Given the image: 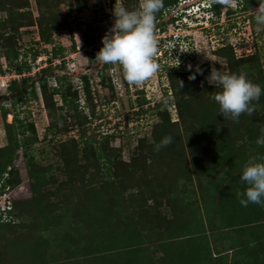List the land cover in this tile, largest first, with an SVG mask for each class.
<instances>
[{
    "label": "rangeland",
    "instance_id": "obj_1",
    "mask_svg": "<svg viewBox=\"0 0 264 264\" xmlns=\"http://www.w3.org/2000/svg\"><path fill=\"white\" fill-rule=\"evenodd\" d=\"M28 2L34 22L18 29L15 45L28 57L38 48L41 60L30 61L24 75L53 63L42 73L48 91L70 82L80 111L74 115L53 94L52 122L38 82L36 97L27 89L26 100L15 102L7 87L20 76L0 75V94L8 95L0 101V168L7 165L3 175L13 171L0 205H14L10 221L0 224V264H264V214L241 205L238 195L246 187L243 166L264 154L256 144L264 134V94L252 102L251 116L234 122L218 113L212 96L219 88L206 80L217 67L245 73L264 89V28L254 21L256 6L230 0V13L199 11L190 18L176 16L189 3L177 0L164 14L174 21L163 30L155 23L159 69L133 84L118 63L87 52L101 47L114 4L134 10L140 0H59L53 10L67 27L53 29L49 42L40 41L36 21L48 10ZM6 15L0 11V18ZM57 48L65 69L60 58H50ZM0 66L7 67L2 56ZM81 74L90 84L88 100ZM83 115L89 121L81 126ZM81 127L99 134L98 143L80 139ZM165 136L172 143L155 150Z\"/></svg>",
    "mask_w": 264,
    "mask_h": 264
},
{
    "label": "clouds",
    "instance_id": "obj_2",
    "mask_svg": "<svg viewBox=\"0 0 264 264\" xmlns=\"http://www.w3.org/2000/svg\"><path fill=\"white\" fill-rule=\"evenodd\" d=\"M182 1L189 3L180 8L176 16L190 18L199 11H211L213 3V0ZM223 2L227 3V0ZM162 7L163 0H140L134 10L126 8L122 3L114 4L111 9L113 24L102 36L101 47L94 58L105 64L118 63L123 70L124 78L129 83L138 84L150 78L159 69L155 59L158 41L154 31L156 14ZM252 11L258 28H264V3L257 0L256 7L252 8ZM188 67L191 68V65ZM200 72L201 69L196 67L195 73ZM194 78V73L189 75V79ZM206 80L210 85L219 88V91L212 96L219 106L218 113L234 122L239 120L241 114L251 116L254 112L252 102L258 100L264 92L259 84L252 82L242 72L231 73L211 67ZM178 84L182 87V81H178ZM172 141V136L163 137L155 144V150L159 151L162 147L170 145ZM256 144L264 146V134L257 138ZM240 179L246 184L245 190L238 193L240 204L245 207L248 204L264 206V154L252 157L243 166Z\"/></svg>",
    "mask_w": 264,
    "mask_h": 264
},
{
    "label": "trees",
    "instance_id": "obj_3",
    "mask_svg": "<svg viewBox=\"0 0 264 264\" xmlns=\"http://www.w3.org/2000/svg\"><path fill=\"white\" fill-rule=\"evenodd\" d=\"M36 1L39 8L45 7L44 10H48L46 12L43 11L44 13L42 12V17L44 18L38 17L36 21L39 27L40 41L49 42L51 31L55 28L65 29L67 27V23L65 22V19L60 18L53 10V8L57 7L59 0H36ZM229 1L230 0H227V3H225L223 2V0H213L211 6V12L215 16H219L222 11L226 13H230L231 6L229 4ZM176 2L177 0H163V7L159 12H157L156 20H155L156 26H158L161 30L164 29L166 23L174 21L173 17L165 18L164 14L166 9H168L169 6L175 4ZM259 2L264 3V0H259ZM256 4H257V0H245V5L243 7L250 8L251 5L256 6ZM28 8H29L28 0H0V11L7 13V15L4 18H0V56H2L7 62L6 68H2L0 66V75L5 73H14L20 76L18 81L15 79L11 80L7 87L11 93H16L15 96H13V98H15V102L16 100L18 101L20 99H23V101L26 100V98H24V94L27 92V89L30 90L32 96L36 97L35 82H38L40 86L41 94L44 99L45 106L48 108V114L52 122L53 121L55 122V118L58 115L54 111L56 110V108H55V102L53 101L52 98V95L56 93L60 95L63 102L62 105L66 107L69 106L68 108L73 110L75 112L74 115L77 116V112L80 111L78 110L79 107L78 90L70 91V89H72V84L70 82L66 83L64 86L61 85L62 87L61 90L52 88L51 92L48 91L49 88L46 83L45 76H42V73L43 74L50 73L51 70L53 69L52 64H49L46 67L42 68L41 71L36 72L34 76L24 75L25 73H29L31 69L30 61H35L37 56L41 54L40 50L38 48H35L31 53H29V57L27 56L28 54L21 55L15 45L18 29L21 26L31 25L34 22L33 18L31 17L30 10ZM88 28H90V25H88ZM37 41H35V44L38 43ZM74 49L75 46L72 44L70 48V52H74ZM98 50H99L98 48H94L87 53H89L90 56H93L94 54H96ZM249 56L250 59L254 57L253 54H250ZM62 57H64L62 48H57L52 50L50 58H60L62 62L59 63V67L65 69L64 61ZM64 74H67V72H64ZM169 74L172 75V73ZM79 77H80L81 87L84 93L86 94V98L88 100L87 94H89V86H90L88 77L85 74H81L79 75ZM20 79H21V83H19ZM57 80L59 81L60 79L57 78ZM101 80L102 83L105 82L106 78L104 75H102ZM0 101H3V99H0ZM15 102L13 103L15 104ZM144 103H145L144 99L138 102L139 105L138 112L143 111L142 106ZM7 111L8 110H5L3 114H6ZM82 120L83 121L80 122L82 123L81 126L84 125L85 122L89 121L86 115H83ZM29 128L32 130L33 133H35L33 124H30ZM97 135L99 134H96L94 130H92V132L88 135L87 128L81 127L79 129V137L80 139H84V141L98 143L99 140L97 139ZM14 146L18 147L19 145L16 144L15 142ZM227 154L228 153L224 154V156L229 157ZM5 167H7V165L3 163V169L0 168V197H2V195L5 194L6 191L5 188L7 187V185L13 183V180H11V177H13V171L11 170L10 167L8 168L10 175H3L5 171L4 170ZM239 187L241 186L239 185ZM249 205L251 204H248V208ZM252 205L253 207L252 206L251 207L253 208L254 212L258 213L257 214L258 216L264 214V206H260L257 204H252ZM13 206L14 205L12 204V202H9V204H5L3 207L0 205L1 225H3L2 223L9 222L10 219L12 218L11 213L13 211ZM4 215L8 216L9 219H4Z\"/></svg>",
    "mask_w": 264,
    "mask_h": 264
},
{
    "label": "built area",
    "instance_id": "obj_4",
    "mask_svg": "<svg viewBox=\"0 0 264 264\" xmlns=\"http://www.w3.org/2000/svg\"><path fill=\"white\" fill-rule=\"evenodd\" d=\"M110 15H113L112 14V12L110 13ZM109 20L106 22V29H105V31L104 32H107L109 29H110V27H111V25L113 24V20H114V17L113 16H111L110 18H108ZM110 24V26H108ZM40 57V56H39ZM39 57H37V59H35V61H34V63H38V62H40V60H41V58H39ZM45 59H46V57H44V63H45ZM53 64V63H52ZM46 65V64H45ZM46 67V66H45Z\"/></svg>",
    "mask_w": 264,
    "mask_h": 264
},
{
    "label": "water",
    "instance_id": "obj_5",
    "mask_svg": "<svg viewBox=\"0 0 264 264\" xmlns=\"http://www.w3.org/2000/svg\"><path fill=\"white\" fill-rule=\"evenodd\" d=\"M84 68H81V70H83ZM3 98V99H6L8 98V95L7 94H0V99Z\"/></svg>",
    "mask_w": 264,
    "mask_h": 264
}]
</instances>
